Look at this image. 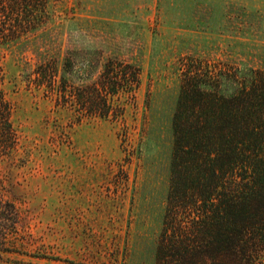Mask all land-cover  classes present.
<instances>
[{"label":"rangeland","instance_id":"obj_1","mask_svg":"<svg viewBox=\"0 0 264 264\" xmlns=\"http://www.w3.org/2000/svg\"><path fill=\"white\" fill-rule=\"evenodd\" d=\"M46 14L34 37L0 45L16 136L0 154V198L18 215L0 264H155L172 191L197 185L173 134L185 75L264 78V0H50ZM43 34L140 66L133 97L115 102L121 116L79 115L24 82L29 41Z\"/></svg>","mask_w":264,"mask_h":264},{"label":"trees","instance_id":"obj_2","mask_svg":"<svg viewBox=\"0 0 264 264\" xmlns=\"http://www.w3.org/2000/svg\"><path fill=\"white\" fill-rule=\"evenodd\" d=\"M49 1L0 0V45L34 37L47 23ZM29 44L34 60L24 62L23 80L56 106L115 119L122 115L115 102L138 88L135 62L94 47L57 45L46 34ZM228 72L206 67L201 75H185L188 109L176 115L173 134L177 150L195 160L197 185L172 191L155 264H264V78ZM9 114L0 94L2 155L16 145ZM175 159L180 172L181 154ZM17 223L13 204L0 198V253L11 252L5 235Z\"/></svg>","mask_w":264,"mask_h":264}]
</instances>
